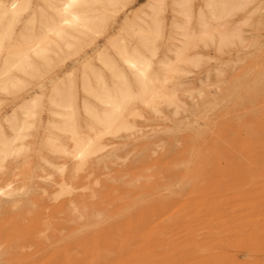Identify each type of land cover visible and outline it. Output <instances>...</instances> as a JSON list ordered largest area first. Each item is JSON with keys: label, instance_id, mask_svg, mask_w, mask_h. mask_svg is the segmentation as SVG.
Returning a JSON list of instances; mask_svg holds the SVG:
<instances>
[{"label": "rangeland", "instance_id": "1", "mask_svg": "<svg viewBox=\"0 0 264 264\" xmlns=\"http://www.w3.org/2000/svg\"><path fill=\"white\" fill-rule=\"evenodd\" d=\"M258 1L250 7L252 12L248 19L242 20L240 13L232 20L234 23L231 21L230 26H241V34L245 36L242 44L222 50L215 49L214 45L197 47L191 54L198 61L196 67L183 66L182 74L171 80V87L176 85L178 111L164 104L158 106V114L138 108L131 137L111 138L110 141L106 138L104 143L110 147L105 146L98 155L99 165L92 166L93 162H90L82 167L83 171L77 172V176L85 175L87 181L81 180L83 189L73 190L70 196H60L56 183L60 175L65 177L70 173L71 162L54 156L44 146L48 135L57 138L62 145L70 144L67 137L57 135L49 128L55 118L49 112V95L60 80L72 74L79 95L78 117L80 124L85 126L88 121L80 109L82 102L86 99L91 106L99 107L82 95L80 76L87 70L85 63L103 72L97 55L110 50L108 39L103 36L96 40V46H84L77 52L62 55L61 63L52 67L49 74H43L42 79L26 81L22 77L21 94L19 92L15 97L0 95V111L7 116L17 113L22 118L20 107L36 96L39 107L45 108L44 113L37 110L20 154L7 158L0 173V187L4 191L7 188L3 186L8 180L19 187L25 182L23 191L20 187L18 193L33 201L28 199L27 203L23 199L24 202L9 209L14 213L23 211L31 217L38 215L41 220L37 219L36 227L39 230L26 232L28 227L22 228L24 225L19 219L18 222L13 216L7 219L4 225H8L3 226L1 235L4 234L0 236V264H13V261L14 264H264V84H261L264 83V0ZM149 3L152 1L125 0L123 12L115 14L108 22L109 41L122 37L134 46L135 39L124 30L126 20L138 25L144 24L142 20L148 22L145 14ZM202 4L203 0L193 2V23ZM171 8V0H167L165 11L160 15L165 35L158 49V58L162 59L172 56L166 46L171 43L170 36L173 37L172 23L180 21ZM247 123L248 127L244 126ZM246 128H250L251 134L245 131ZM198 131H203L195 144L200 156L190 162L187 159L189 142ZM6 134L10 135L9 130ZM213 137H218L217 143L212 141ZM168 150L174 151L172 155L176 160L168 158ZM181 159H184L183 163ZM185 164L192 166L193 175L183 176ZM24 172L31 174L27 176ZM69 198L72 203L67 201ZM28 216L25 218L30 220ZM16 244L27 247L24 252L11 249ZM8 247H11L10 256L2 254Z\"/></svg>", "mask_w": 264, "mask_h": 264}, {"label": "bare ground", "instance_id": "2", "mask_svg": "<svg viewBox=\"0 0 264 264\" xmlns=\"http://www.w3.org/2000/svg\"><path fill=\"white\" fill-rule=\"evenodd\" d=\"M151 1L152 3L148 4V12L147 14H145L146 17L148 18V22L142 20L144 24L138 25L133 22H128V20L130 19L126 20L124 30L128 31L133 36L136 42L134 46H130L129 44H127L124 38L120 36H119L120 38H116V39L114 38L109 41L110 35L107 34L109 27L108 25L109 20H111V18H113L115 14L118 13L120 14V12H123L125 0H0V95L12 96V97L17 96V94L21 91V89L24 86V81L22 77L26 78L25 79L26 81H28L27 79H31V80L39 79L42 77L43 74H46L49 72L50 69H53L52 67H55L56 65L61 63L62 55L64 56V54H67L70 51L77 52L79 48L84 46L95 45L96 40L103 36H105V38L108 39L107 43L109 44L110 50L108 52H100L97 55V60L103 72H99V69L96 70V68L94 69L93 66H92L93 68L90 67L89 66L90 63H88V65L85 63V65L87 66V68L85 69L87 70L86 71L82 70L83 73L82 76H80L81 78L80 91L82 95L86 98L92 99V101L96 102L99 107L96 109L93 105L91 106L88 102H85L86 99L82 102V104L80 105V109L82 110L81 112L84 113L88 121V123L85 126H82L79 121V117H78L79 95L77 96V86L76 83L74 82L73 77L71 76L72 74L66 77L65 79L60 77L63 80H60L58 86H54L52 88L51 93L49 95V105H50L49 112L55 116L54 118L55 120L54 119L52 120L53 121L52 124L51 125L48 124L49 128L50 130L54 131L57 135L67 137L70 142L69 146H66L65 144L62 145L57 138L51 137L49 135L46 137V140L44 142L45 148L50 153H52L54 156L58 158L68 160V162L70 161L72 164L71 167L72 171L70 168V173L65 177L63 176L61 177L60 175V180H58L59 182L56 183L59 185L58 194L60 196L61 195L70 196L73 190L84 187L83 186L84 184L82 183L81 180L85 179L86 177L85 175L77 176V172L85 168L84 166H87L86 165L87 163L90 164V162H93L92 166H94V164L97 165V163L100 160V157H98V155L102 153V150L104 149L105 146L110 147L109 145H106L104 143V140L106 138L108 139V141H110L109 139L111 138L115 139L120 137L121 138L131 137L130 135L132 134L133 130H135L134 119L136 116H138L137 113L138 108L140 107L147 108L150 109L152 113L158 114L159 113L158 106L164 104L165 106L174 107V109L178 111V105H176L178 103L177 101L178 99L176 96V91L174 89L175 88L174 86L176 85L172 86L173 87L172 88L171 85L173 83L171 80H173L176 77H179L182 74L183 66L190 65L196 67L198 61L194 60L191 54L192 53L194 54L195 52L194 49H196L197 47L198 48L199 46L208 47L209 45H214L216 47L215 49L222 50L223 48H226L230 45L242 44L244 42L245 36L243 37L241 34L242 29L239 28L241 26H239L240 25L239 24L238 27L236 26V28L232 27V25L230 26L231 21L234 19L236 15L240 13L242 15L241 16L242 20L248 19V17H250L249 16L250 13L252 12L251 6L257 0H203L202 8L198 6L201 9L198 10L199 12L197 13V17L195 18L194 23L192 22V18L194 16L192 15L194 0H171L172 8L170 10L179 15L180 21L176 20L172 23L171 27L173 31V37L171 38L170 36L171 43L169 44V46H166L167 51L171 53L172 56L170 57L165 56L164 59L158 58V49H159V43H163V39L165 38L163 24L160 15H162L163 14L162 12L165 11L167 0H151ZM232 22L234 23V21ZM186 70L187 69H185V71ZM58 80L59 79H57V81ZM251 80L254 81V79ZM257 80H259V78ZM261 84L264 83L262 82ZM253 94L251 95L252 96L256 95ZM35 98L36 99L27 101L21 107L19 106L21 117L23 116L22 118H20L17 113H16L17 115L13 113L11 115L8 114L9 116H7L0 111V173L1 171H3L2 168L3 167L5 168L4 162L6 161V159L9 157L18 156L20 154V151L23 149V139L27 136V131L35 122L36 116L38 114L37 110H40L41 113L42 112L44 113L43 109L45 108L42 107L40 108L39 107L40 101L37 99V96ZM38 107L40 109H38ZM140 110L141 109H139V111ZM245 125H247L248 127V123L244 124V126ZM250 128H252V126H250ZM249 129L246 128L245 131H248ZM6 130H9L10 135L6 134ZM203 130L205 131V129ZM202 132L203 131H201V133ZM249 132H251V130L248 131L247 133ZM254 132L256 133V131ZM201 133L199 131L195 132V134H193L194 135L193 140L189 142V147H188L189 152L187 159L190 162L199 159L200 154L195 149V144L197 142L196 140L199 139ZM201 137L203 136L201 135ZM212 141L217 143L218 137H213ZM172 153H174V151L168 150L166 155L168 156V158H172L176 160L175 156H173ZM226 155L229 156V154ZM92 157H94V161H91L93 159ZM112 157H109L110 160ZM230 157L233 158L234 156L233 157L230 156ZM103 159L107 161L106 158L103 157ZM182 160L184 159H181L180 162H182ZM103 163H105V161H103ZM61 167H63V165ZM191 167L192 166H189L187 164L184 165L183 176L193 175L192 173L194 172V169L192 172ZM63 170L64 169H62V171ZM113 172L115 173V171ZM24 174L28 176L31 173L24 172ZM108 175L106 176L108 177ZM93 180H96V178L94 177ZM8 181H6L7 184L3 186L4 188L5 187L7 188L6 191H4L2 187H0V236L4 234L3 232V234L1 235V231L3 229V226L6 225V224L4 225L5 221L9 219L11 216H13L14 219L16 220L19 219L20 221L19 223L25 226V227L22 226V228L28 227L29 229L27 228L26 232L28 230L31 233L35 229H38V227L36 226L38 225L37 222H39L37 221L39 216L33 215L34 217L33 216L31 217L28 216L29 214L24 215L23 211H18L17 213H14V211L11 212L9 209V207H14V208L17 207V203H19L20 201L24 202L23 199H26L25 201H28L29 198H24L22 195L18 193V191H20V187H22L25 182L22 183L19 187V186H13L12 184L13 181L10 182ZM86 184L87 183H85V185ZM34 185L35 184H33V186ZM23 187H22V191L24 189ZM38 190H40V188ZM98 195H100V193ZM90 196L92 197V195ZM71 198L66 200L68 202H71V200L73 199ZM29 200L32 199L30 198ZM27 203H29V201ZM25 216H28L31 219L28 220L25 218ZM152 216L154 217V215ZM153 217L151 219H154ZM16 222H18V220ZM85 227L86 226H84V228ZM12 228L14 229V226ZM109 228L111 230V227ZM77 230H79V228ZM138 230L141 232V229L138 228ZM125 232L129 234L127 230H125ZM9 237L11 239V235ZM129 237L131 238V236ZM25 246H26L25 244H16L15 247L11 246L12 248L11 247L10 248L15 249L16 251L20 250L24 252L23 250H25V248L27 247ZM10 248L9 247L6 248L2 254L7 253V255H9L8 251H10ZM19 256L18 259L20 258ZM22 259H24V256ZM14 263L15 262L13 261V264Z\"/></svg>", "mask_w": 264, "mask_h": 264}]
</instances>
